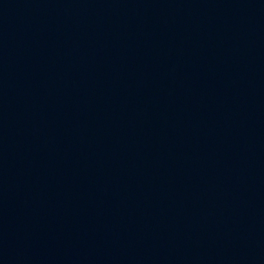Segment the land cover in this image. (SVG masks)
I'll list each match as a JSON object with an SVG mask.
<instances>
[{"label":"water","instance_id":"obj_1","mask_svg":"<svg viewBox=\"0 0 264 264\" xmlns=\"http://www.w3.org/2000/svg\"><path fill=\"white\" fill-rule=\"evenodd\" d=\"M0 264H264V0H0Z\"/></svg>","mask_w":264,"mask_h":264}]
</instances>
